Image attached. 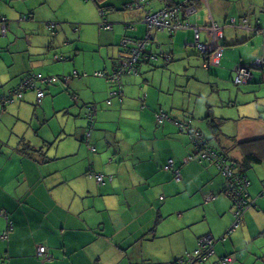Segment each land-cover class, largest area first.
<instances>
[{
    "label": "crops",
    "instance_id": "0c3cea01",
    "mask_svg": "<svg viewBox=\"0 0 264 264\" xmlns=\"http://www.w3.org/2000/svg\"><path fill=\"white\" fill-rule=\"evenodd\" d=\"M81 1L38 0L42 10L33 4L0 6V123L8 122L9 107L20 113L12 128L0 129V264H175L200 248L204 235L213 236L215 253L200 264H219L224 256L232 258L225 264H264V213L255 211V220L246 213L230 233L234 215L225 191L228 178L213 161H183L198 153L183 130L188 125L247 175L249 198L264 197V103L257 88L249 86L261 68L252 67V79L236 88L238 95L250 97L246 114L218 115L217 108L234 106L215 101L223 90L233 89L232 83L242 85L234 82L236 69L250 65L251 50L257 55L252 64L264 58L259 0L242 5L239 0H146L130 13L124 4L125 19H107L113 27L107 30L100 17L120 9L111 3L105 15L94 14L90 3ZM176 2L184 3L180 18L199 28L201 43L213 38V21L224 28L220 65L205 66L210 55L195 47L193 28L126 27ZM149 34L154 39L142 54L138 74L122 77L123 95L95 76L113 73L123 38ZM260 37L257 45L253 40ZM240 48L246 50L235 55ZM234 56L241 60L226 75ZM39 75L57 79L44 82ZM28 76L36 78L37 87L6 101ZM38 89L45 93L41 100ZM88 106V113L96 109L89 135ZM160 113L168 119L159 122ZM214 118L221 122L217 133L210 126ZM229 121L234 131L224 129ZM98 174L104 176L102 184ZM44 245L46 260L37 256Z\"/></svg>",
    "mask_w": 264,
    "mask_h": 264
},
{
    "label": "built area",
    "instance_id": "2783aa9c",
    "mask_svg": "<svg viewBox=\"0 0 264 264\" xmlns=\"http://www.w3.org/2000/svg\"><path fill=\"white\" fill-rule=\"evenodd\" d=\"M146 0H137L135 5L132 8H140L145 4ZM188 1V0H186ZM184 7V3H172L167 4L165 7L155 10V11H148L147 14L143 18V22L146 23L152 30H172L177 32L178 30H185L189 28H193L195 30V43L194 45L203 52H208L210 55L209 61L205 63L206 67H210V65H220L222 62V54L224 51V28L220 27L218 23L215 21L212 22L210 29L214 32V36L208 43H201L199 40V28L195 25L191 24L185 19L180 18L181 10ZM5 21V19H3ZM246 23V19L243 20ZM231 24L237 23V18L231 17L230 18ZM50 28H54L56 26L55 23H47ZM101 27L108 28L110 27L107 23L102 22ZM124 46L126 47L125 52L126 55L124 57V61L121 64L119 71H115L109 78V80L117 83L118 91L123 95V81L122 75L131 73L135 71L136 64L138 63L142 51L147 44V39L143 41H134L132 39H124L123 42ZM168 58V55L166 56ZM257 67L261 68L264 71V58H259L256 60L255 63L251 65H239L237 67V75L234 80L236 84H242L252 79L251 68ZM98 76H107L104 72H96ZM38 79H42L44 82H51L56 80V77H48L43 78L41 75L37 76ZM107 78V77H106ZM36 78L31 77L25 82L18 85L13 91H11L10 96L7 98L8 101H12L14 97L22 98L23 93L28 88L36 87ZM117 93V92H116ZM38 99L40 100L44 96V91L42 89H38L37 92ZM110 102V101H109ZM144 106L143 99L139 100L138 108H142ZM168 116L164 113H160L157 116V120L159 122H163V120L167 119ZM185 130H187L193 140L196 141L199 151L197 153V157L201 156V158L209 159L215 162L222 173L228 178L227 186L228 191L227 194L233 200V207H234V216L235 221L231 226V230H235L241 223L243 213L245 209L252 205L255 200L246 202V198L249 197L248 194V186L249 180L246 176H242L238 173L230 163H226L218 158L215 152H213L207 145L205 144L204 139L202 138L199 131L193 129L191 126L184 125ZM193 156H189L185 159V162H188L192 159ZM173 162L170 161L169 164L166 166V169H170ZM97 180L99 182L104 181L103 175H97ZM7 236V232L5 231L2 235V238ZM225 239V237H223ZM200 245L193 254H189L187 258L181 260L182 263L185 264H196L199 261H205L208 257L213 255V247H214V240L210 235L203 236L200 241ZM40 255H48L47 248L45 246H40L39 248ZM232 258L229 256H224L220 260L219 264H225L226 262H231Z\"/></svg>",
    "mask_w": 264,
    "mask_h": 264
},
{
    "label": "rangeland",
    "instance_id": "374dc122",
    "mask_svg": "<svg viewBox=\"0 0 264 264\" xmlns=\"http://www.w3.org/2000/svg\"><path fill=\"white\" fill-rule=\"evenodd\" d=\"M71 1V3H79V2H82L81 0H70ZM84 2L83 3H90V9L92 8V13H94V14H96V13H99L100 12V9L98 8V6H97V4L95 3V1H93V0H83ZM132 1H134V0H103V1H101V0H99V4L101 3L103 6H105V5H111V3H114L115 5H116V7L117 8H119L120 10H118V9H116V8H113L110 12H109V14L105 17H100V19H101V21L99 22V24H101L105 19H109V20H113V19H116V18H119L120 20H124L125 19V17L124 18H122L123 17V15H121V13H124L123 12V10H125V9H123V10H121L123 7H124V4L125 3H129V2H132ZM239 2V5H242V4H246V3H248L249 2V0H239L238 1ZM25 3V4H24ZM15 4H23V6H24V8L26 7V4L28 5V4H33V5H36V7L38 8V10H42V9H44L43 7H42V5L41 4H39L38 3V0H0V6L1 7H5V8H7V7H9V6H14ZM257 6H258V9H257V14L258 15H260L261 17H262V20H263V22H264V11H263V8H264V0H259V2H258V4H257ZM165 7V6H164ZM251 8H250V13H252L251 12ZM122 11V12H121ZM121 12V13H120ZM131 11L129 10L127 13H130ZM248 12V13H249ZM91 13H89V16H90V19H92V15H90ZM101 14V13H100ZM252 15H253V13L251 14V19L253 18L252 17ZM85 16H87V15H85ZM20 19V18H19ZM21 19H23V17H21ZM254 19V18H253ZM49 21V20H48ZM108 21V20H107ZM108 23H110L109 21H108ZM130 23V22H129ZM47 24V23H46ZM0 35H3L2 34V29H1V26H0ZM2 36H0V38H1ZM122 41V40H121ZM254 41V43H256L257 45L259 44V43H261V42H263V37H260V38H258V39H256V41L255 40H253ZM251 44V46H252V43H250ZM262 45H264V42L262 43ZM193 48H195V47H193ZM105 49H107V47H103V50H105ZM227 49H228V47H227ZM241 49H245L246 50V48H240V49H238L237 50V52L236 53H234L235 55H237V56H239L241 53H240V51L239 50H241ZM261 48L259 47V50H260ZM250 54H249V63H250V65L252 64L251 62H253L256 58H257V55L255 56V53H254V50H251L250 52H249ZM261 53H262V51H261ZM198 54V53H197ZM258 55H260V53L258 54ZM89 57H92V55L91 54H88V59H89ZM241 60V58L239 59L238 57H236V56H234V58L230 61V63L227 65V66H225V71H223L226 75H228V69H235V67L237 66V63H239L238 61H240ZM214 69L216 68V67H213ZM215 71V70H214ZM75 73V76H78V72L76 71V70H74V72H73V74ZM254 73H255V80L254 81H252L251 83H250V85L249 86H252V87H255V88H257L256 90H257V93H258V96H260V101L262 102V103H264V81L263 80H260V76H262L264 73H263V71L262 70H255L254 71ZM236 74V71H234V73H233V75H235ZM232 80H234V78L232 77ZM226 81H228V80H226ZM232 85H233V89L231 90V89H229V90H223V95H221L220 94V96L218 97V100L217 99H215L216 97H213V99H215V101H218V102H223V101H225V104H227V103H229V104H231V105H233L232 107H233V109H231V110H229V111H224V110H222L221 108H217V114L218 115H224L225 113H228V115H231V114H233V115H235V116H239V111H242V113H245L246 114V111H247V104H248V101L250 100V97H246V96H244V95H242V94H237V92H236V88L239 90V89H241V88H243V84L241 85V86H237V85H235V84H233L232 83ZM246 85V84H245ZM259 85V86H258ZM230 86V85H229ZM230 88H232V87H230ZM259 88H261L260 90H259V92H261V94L258 92V89ZM15 89V88H14ZM13 89V90H14ZM12 90V91H13ZM11 93V92H10ZM9 93V94H10ZM203 93L204 94H207V92L205 91V88H203ZM19 99V98H18ZM202 99L203 100H205L206 99V97H202ZM1 103V102H0ZM35 104V103H34ZM26 110L27 109H25L24 110V113L26 112ZM255 109L253 108V113H255ZM9 113L10 114H8L7 116H6V118H8V122L7 121H5V123H6V125H5V123H0V129L1 128H5L6 130H8L9 128H12V126L14 125V123H16V120L15 119H13L14 118V116H16V115H18V114H20L18 111H17V109H14V110H11V107H9ZM209 113H211V112H209ZM26 116H28V115H31V113H26L25 114ZM214 120L216 121V122H219V121H217L215 118H214ZM8 123V124H7ZM206 124V123H205ZM192 125H194V121H193V124ZM207 125V124H206ZM195 126V125H194ZM220 126H221V123H220ZM196 127V126H195ZM224 129L225 130H227V131H234L235 130V123L234 122H231V121H229V122H227L226 124H225V127H224ZM257 212V214H258V212H261V213H264V197H261V198H257V200H256V198H255V202H253L252 203V205H251V207L249 208V209H247L246 211H245V213H244V215L246 214V213H249V212H251V215H252V217H253V220H255V215H254V212ZM234 221H235V217H234ZM234 221H233V223H234ZM243 221V220H242ZM242 221H241V223H240V226H241V224H242ZM233 223L229 226L230 228H231V226L233 225ZM239 226V227H240ZM232 232H234L233 230L230 232V233H232ZM215 253V251H214V249H213V254ZM222 259V257L221 258H219V260H221ZM205 262H206V260H205ZM220 262V261H219ZM204 263V262H203Z\"/></svg>",
    "mask_w": 264,
    "mask_h": 264
},
{
    "label": "trees",
    "instance_id": "16d2710c",
    "mask_svg": "<svg viewBox=\"0 0 264 264\" xmlns=\"http://www.w3.org/2000/svg\"><path fill=\"white\" fill-rule=\"evenodd\" d=\"M93 1H95L98 5H99V8H102V9H100V11L105 15V13H106V10H108V11H110L111 9H112V7L114 6V5H105V6H101L99 3H98V0H93ZM136 1L137 0H134V1H132V2H129V3H125V8L126 9H135V8H132V6H134L135 5V3H136ZM124 8H122V10H123ZM137 9H140V8H137ZM147 14V13H146ZM145 14V15H146ZM144 15V16H145ZM144 16L139 20V21H134V22H130V23H128L127 25H126V27L127 28H131V27H134V24H136V23H143V24H146V23H144L143 22V18H144ZM103 22H105V23H107V25H109L110 27H108V28H104L103 27V29L104 30H107V29H111V28H113L112 27V24L111 23H108V21H107V19H105ZM147 25V24H146ZM147 27L150 29V30H152L148 25H147ZM168 30V29H167ZM171 32H175V31H172V30H170ZM147 37V36H146ZM146 37H144V38H142V39H134V38H130V37H125V38H123V40L124 39H132V40H134V41H143V40H146ZM123 42V41H122ZM147 45L148 44H146L145 46L147 47ZM146 47H144V49H143V51H142V54H143V52L145 51V49H146ZM125 49H126V47L124 46V44L122 43L121 44V51H120V59L117 61V64L115 65V67L113 68V73H115V71L117 72V71H119V69H120V67H121V64L123 63V61H124V57H125V55H126V52H125ZM142 54H141V57H140V59H139V61H138V63L136 64V69H135V71H133V72H131V73H128V74H135V73H137L138 72V69H139V64H140V61H141V59H142ZM167 56V55H166ZM165 56V57H166ZM167 58V57H166ZM168 59V58H167ZM107 76V78L105 77V76H103V78H105V80H107L108 82H111L112 84H114V86H115V88L117 87V89H118V86H117V83H115V82H113V81H111V80H109V78L108 77H110L112 74H108L107 72H104ZM95 76H97V77H101V76H98V75H95ZM32 76H28L25 80H27V79H29V78H31ZM122 77H123V75H122ZM57 79V78H56ZM51 82H54V81H51ZM51 82H49V83H51ZM37 87V86H36ZM45 94V93H44ZM10 96V94L6 97V101H7V98ZM44 97V96H43ZM42 97V98H43ZM41 98V99H42ZM40 99V100H41ZM14 100V99H13ZM12 100V101H13ZM109 102V101H108ZM88 109H89V106L87 107V112H86V116H87V118H88V124L90 125V127H89V129L87 130V133H88V135L91 133V131H92V127L94 126V123H95V114H96V109L94 108V110H93V112L92 113H88ZM168 119V118H167ZM166 120V119H165ZM165 120H163V122L165 121ZM220 123L221 122H216L215 120H211V122H210V126L212 127V129L217 133V131H219L220 130ZM183 128H184V126H183ZM184 131H187V130H185V128L183 129ZM188 132V131H187ZM189 133V132H188ZM190 134V133H189ZM191 136V135H190ZM264 139V138H263ZM191 140L194 142V144H195V147L197 148V151H199V147H198V145H197V143H196V141L195 140H193V138L191 137ZM259 140H262V139H254V140H251L252 142L254 141V142H256V141H259ZM205 141V144L207 145V147H209L213 152H215L216 153V155L218 156V158L220 159V160H222V161H224V162H226V163H230L229 162V160H228V158L225 156V155H223V154H221V153H219L218 151H216L215 149H213V148H211L210 146H208V144H207V142H206V140H204ZM249 142V141H248ZM23 146L25 147V145L23 144ZM193 156V155H192ZM193 158L194 159H197V160H199V161H201V162H203V161H209V162H212L211 160H209V159H206V158H201V156H193ZM192 158V159H193ZM255 160H256V158H254ZM191 160V159H190ZM189 160V161H190ZM184 162H185V159L183 160ZM188 161V162H189ZM185 163H187V162H185ZM215 163V162H214ZM231 164V163H230ZM217 165V164H216ZM218 166V165H217ZM231 166H233V164H231ZM235 166V165H234ZM233 166V167H234ZM242 176H246V178H247V175L244 173V172H241L240 173ZM96 177H97V175H96ZM248 179V178H247ZM99 182V181H98ZM100 184H102V182H99ZM225 191H226V193H227V191H228V186L227 187H225ZM250 197V196H249ZM249 197H247L246 198V202H251V201H253V199H251V198H249ZM232 202H233V200H232ZM251 207V205L250 206H248L246 209H245V211L247 210V209H249ZM233 209H234V207H233ZM245 211H244V213H245ZM244 213H243V215H244ZM233 215H234V210H233ZM235 217V216H234ZM243 218V217H242ZM242 221V220H241ZM240 226V225H239ZM238 226V227H239ZM237 227V228H238ZM236 228V229H237ZM204 236H207V235H204ZM7 237V236H6ZM202 238V237H201ZM200 238V239H201ZM200 241V240H199ZM45 246V245H44ZM46 247V246H45ZM40 248V247H39ZM48 251V250H47ZM48 255H49V253H48ZM37 256H38V258H41V259H44V260H46V259H49V256H46V255H40L39 254V250H38V252H37ZM212 256V255H211ZM210 256V257H211ZM210 257H208L207 259H205V260H208ZM187 258V257H186ZM186 258H184V260L186 259ZM183 260V259H182ZM202 262H205L204 260L203 261H199V262H196V264H200V263H202ZM6 264H8V263H6ZM175 264H185V263H182L181 262V260H178V261H176V263Z\"/></svg>",
    "mask_w": 264,
    "mask_h": 264
},
{
    "label": "water",
    "instance_id": "95a60500",
    "mask_svg": "<svg viewBox=\"0 0 264 264\" xmlns=\"http://www.w3.org/2000/svg\"><path fill=\"white\" fill-rule=\"evenodd\" d=\"M146 39H147V44L149 45V44H151V41L154 39V36L152 35V34H149V35H147V37H146ZM146 47V46H145ZM158 47H159V45H158ZM196 47V46H195ZM160 48V47H159ZM197 48V47H196ZM161 49V48H160ZM211 66V65H210ZM207 68H209V67H207ZM137 74H138V72H137ZM211 237H213L212 235H210Z\"/></svg>",
    "mask_w": 264,
    "mask_h": 264
},
{
    "label": "clouds",
    "instance_id": "9594fccd",
    "mask_svg": "<svg viewBox=\"0 0 264 264\" xmlns=\"http://www.w3.org/2000/svg\"><path fill=\"white\" fill-rule=\"evenodd\" d=\"M124 84V83H123Z\"/></svg>",
    "mask_w": 264,
    "mask_h": 264
}]
</instances>
